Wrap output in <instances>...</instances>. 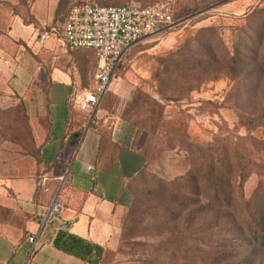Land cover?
<instances>
[{
  "label": "rangeland",
  "instance_id": "374dc122",
  "mask_svg": "<svg viewBox=\"0 0 264 264\" xmlns=\"http://www.w3.org/2000/svg\"><path fill=\"white\" fill-rule=\"evenodd\" d=\"M63 1L47 0L52 18L60 11ZM73 1L69 0L68 8ZM90 1L106 6L130 2L146 5L161 0ZM171 5L175 25L164 33L141 39L125 52L98 107L121 120L128 137H131L128 142L140 149L141 164L124 182V194L128 200L125 215L134 200L142 196L140 209L128 225L124 218L122 231H119L122 236L123 233L129 236L128 241H118L113 249L106 248L99 264H142L153 252V246L165 237V233H149L152 225L149 217L153 215L150 207L155 200L153 195L143 196L146 191L154 190L158 180L169 182L189 170L184 142L198 145L203 150L210 146L221 154L222 148L229 149L231 153L233 149L238 151L248 174L243 186V199L254 217L264 225V35H259V25L264 19L261 12L264 0H172ZM1 9L3 12L7 8ZM61 27L62 23L55 31L51 30L52 27L47 28L49 37L59 39ZM210 28L214 29L212 43L219 61L215 64L207 62L210 59H205L203 53L202 57L199 56L200 50L197 51L208 37V33L200 32V29ZM2 40L5 38H0V45ZM239 41V62L229 68L222 64L224 50ZM177 47L187 49L175 61L177 67L172 76L165 80L160 56ZM65 49V66L71 73L73 87L90 88L97 67L94 53L91 50ZM58 56L43 53L34 59L45 70L50 61L59 64ZM187 63L199 65L200 69L196 67L184 79L186 76L182 75L179 67ZM184 80L188 83L186 86L182 85ZM167 81H174L178 88L162 94L160 89ZM1 87L0 186L6 187L7 180L39 173L37 154L39 143L44 139L46 118L25 102L28 98L42 102L46 82L42 85L29 82L23 97L16 92L3 91L6 88ZM136 89L147 95V104L131 108L128 103ZM154 102L159 106L154 107ZM71 110L76 115L71 124L83 127L93 119L107 143L109 155L116 151L110 144V121L103 123V118H96V112L92 115L77 108L71 107ZM238 115L248 120L258 118L260 126L252 128L251 124H241ZM157 119H160V126L152 131L149 125ZM258 183L262 188H256ZM6 218L5 209L0 207V221ZM41 225L42 220L39 227ZM225 225V218H221L219 226ZM121 234L119 238H122ZM36 247L29 253H34ZM191 248V245L187 246L186 258L176 259L171 264H193ZM239 254L240 257L247 256L249 264H264V249L255 248L252 244H241Z\"/></svg>",
  "mask_w": 264,
  "mask_h": 264
},
{
  "label": "crops",
  "instance_id": "0c3cea01",
  "mask_svg": "<svg viewBox=\"0 0 264 264\" xmlns=\"http://www.w3.org/2000/svg\"><path fill=\"white\" fill-rule=\"evenodd\" d=\"M46 3L0 0L4 21L0 19V38H5L0 45V87L23 97L29 82H46L42 102L33 98L25 102L46 118L39 149L40 173L12 178L5 182L6 187L0 186V207L7 213L6 220L0 221V264H90L53 246L58 231L101 248V255L106 248H115L128 205L124 182L141 164L140 149L128 142L131 137L125 124L104 108L97 109L96 118H103V123L110 121V144L116 149L113 154L109 155L93 120L79 132L71 128L68 98L73 82L64 61L68 46L57 37L37 41L42 31L63 23L69 0L63 1L53 18ZM1 8L8 10L2 12ZM43 53L58 54L59 64L50 61L45 70L39 67L35 59ZM57 192L62 209L39 233L40 221ZM34 233L38 234V246L29 253L32 244L27 238Z\"/></svg>",
  "mask_w": 264,
  "mask_h": 264
},
{
  "label": "trees",
  "instance_id": "16d2710c",
  "mask_svg": "<svg viewBox=\"0 0 264 264\" xmlns=\"http://www.w3.org/2000/svg\"><path fill=\"white\" fill-rule=\"evenodd\" d=\"M171 7V17L174 21V9L172 5ZM261 10L264 13V9ZM259 26V35H264V19ZM200 32H207L208 37L197 48V51L200 50L199 56L203 53L205 59L207 57L210 59L207 62L217 63L216 49L212 43L214 29H200ZM259 38L262 39L261 36ZM240 45L241 42L239 41L230 49L224 50L221 59L222 64L229 68L238 64ZM186 49L187 47L183 50L177 47L160 56V65L162 73L165 74V80L172 76L177 67L175 61ZM196 67L200 69L199 65L187 63L180 66L179 70L182 75L186 76L184 78L186 79L196 70ZM187 84L186 80L182 83L185 86ZM177 88L174 81L173 83L167 81L161 87L160 93L175 91ZM146 96L140 89H136L128 106L131 108L137 107L138 104L145 106L147 104ZM153 105L154 107L159 106L157 102H154ZM71 117L72 122L76 117L72 110ZM238 121L244 125L251 124L252 128L260 126L258 118L248 120L243 115H238ZM159 124L160 119H157L149 127L151 126L152 131H156V128L160 126ZM71 128H76L75 131L79 132L84 126L71 124ZM183 144H185L184 148L189 159V170L184 175L177 176L169 182L158 180L154 185V190L146 191L143 196L153 195L155 200V203L153 202L152 207H150L153 215L149 217L152 224L149 233H165V237L153 246L155 247L153 252L147 259H144L142 264H171L176 259L182 260L186 258L185 252L189 251L188 245L192 246L190 259L193 264H249L247 256L240 257V245L252 244L255 248L264 249V225H261L260 221L254 217L243 199V186L248 176L244 161L236 149H233L231 153L229 149L222 148L221 154L210 146L203 150L198 145L186 144L185 142ZM38 148L40 149V143ZM39 149L37 154L38 166ZM39 173L34 176L39 175ZM261 183L257 184V189L262 188ZM140 204H142V196L135 199L130 208L127 209L124 216L127 225L140 209ZM124 218L120 232L124 225ZM221 218L226 220V225L222 228L219 226ZM120 232L119 234H121ZM128 239L129 236H125L123 233L122 238H119L118 241L122 243ZM52 244L56 249L78 256L90 264H99L100 262L102 249L93 247L72 234L58 231Z\"/></svg>",
  "mask_w": 264,
  "mask_h": 264
},
{
  "label": "built area",
  "instance_id": "2783aa9c",
  "mask_svg": "<svg viewBox=\"0 0 264 264\" xmlns=\"http://www.w3.org/2000/svg\"><path fill=\"white\" fill-rule=\"evenodd\" d=\"M171 2L161 0L145 6L136 2L105 6L90 0L71 3L58 32L59 39L70 49L91 50L97 67L90 88L73 87L68 98L70 107L92 115L97 111L125 52L141 39L164 33L175 25L171 17ZM48 37L49 32L44 30L37 39L43 43ZM58 194L54 195L41 219L39 233L51 225L62 209ZM37 239L38 234L27 238L32 249Z\"/></svg>",
  "mask_w": 264,
  "mask_h": 264
}]
</instances>
